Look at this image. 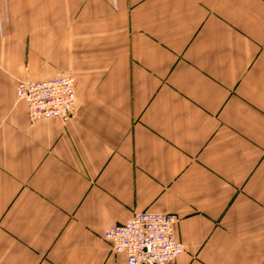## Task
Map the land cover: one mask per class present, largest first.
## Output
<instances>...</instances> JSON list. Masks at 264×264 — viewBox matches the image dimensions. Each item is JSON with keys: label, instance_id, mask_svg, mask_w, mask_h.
<instances>
[{"label": "crops", "instance_id": "0c3cea01", "mask_svg": "<svg viewBox=\"0 0 264 264\" xmlns=\"http://www.w3.org/2000/svg\"><path fill=\"white\" fill-rule=\"evenodd\" d=\"M60 73L73 116L31 121ZM139 211L170 264H264V0H0V264H127Z\"/></svg>", "mask_w": 264, "mask_h": 264}, {"label": "built area", "instance_id": "2783aa9c", "mask_svg": "<svg viewBox=\"0 0 264 264\" xmlns=\"http://www.w3.org/2000/svg\"><path fill=\"white\" fill-rule=\"evenodd\" d=\"M17 98L25 102L31 121L58 119L67 121L75 110V87L72 75L60 73L44 80L19 81ZM175 214L139 211L122 225L104 229L102 238L114 253H123L127 264H170L184 252L177 240Z\"/></svg>", "mask_w": 264, "mask_h": 264}]
</instances>
